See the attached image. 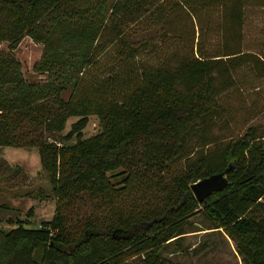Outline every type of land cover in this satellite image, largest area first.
<instances>
[{"label": "trees", "instance_id": "1", "mask_svg": "<svg viewBox=\"0 0 264 264\" xmlns=\"http://www.w3.org/2000/svg\"><path fill=\"white\" fill-rule=\"evenodd\" d=\"M251 4L264 0H0V145L35 146L55 197L38 225L7 219L0 264H181L162 249L200 210L243 264H264V129L212 136L238 72L264 78V47L245 45ZM173 19L188 52L135 38ZM25 35L42 44L37 78L12 52ZM90 114L100 129L84 136ZM219 171L227 185L198 201L191 183ZM83 199L92 212L75 228Z\"/></svg>", "mask_w": 264, "mask_h": 264}, {"label": "rangeland", "instance_id": "2", "mask_svg": "<svg viewBox=\"0 0 264 264\" xmlns=\"http://www.w3.org/2000/svg\"><path fill=\"white\" fill-rule=\"evenodd\" d=\"M245 15V45L264 47V5H247ZM192 17L198 34L199 19L195 15ZM172 21L171 27L137 31L135 38L158 39L162 36L165 40L171 39L173 46L170 49H175L179 54L188 52L191 40L190 35L187 38L185 29L188 25L185 24L184 28L182 21ZM168 29L172 33L163 35L162 30ZM208 37L213 38L215 34L211 32ZM0 48L9 50L6 41L1 42ZM12 52L20 60L24 75L29 79L37 78L32 65L41 55L42 44L25 35ZM147 58L150 59L149 55ZM238 76L237 83L218 96L220 119L214 125L213 137L229 138L241 134L251 124L264 129V78L255 79L251 72L243 69ZM77 118L69 117L62 133L68 131ZM87 119L82 130L84 136L100 129L96 115L90 114ZM92 208V203L86 199L78 202L70 211L72 227L81 226L83 219L90 216ZM54 211L55 197L47 174L41 167L36 147L0 145V228L9 229L16 225L7 220L9 217H19L29 220L31 225H38L42 220L51 218ZM210 224L211 220L205 212H195L189 218L187 227L197 229L185 232L179 241L167 243L162 254L181 264H243L235 250V241L222 229L208 228Z\"/></svg>", "mask_w": 264, "mask_h": 264}, {"label": "water", "instance_id": "3", "mask_svg": "<svg viewBox=\"0 0 264 264\" xmlns=\"http://www.w3.org/2000/svg\"><path fill=\"white\" fill-rule=\"evenodd\" d=\"M227 183V174L225 171H219L197 179L190 187L196 199L202 201L207 194L222 189Z\"/></svg>", "mask_w": 264, "mask_h": 264}]
</instances>
